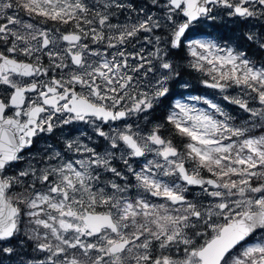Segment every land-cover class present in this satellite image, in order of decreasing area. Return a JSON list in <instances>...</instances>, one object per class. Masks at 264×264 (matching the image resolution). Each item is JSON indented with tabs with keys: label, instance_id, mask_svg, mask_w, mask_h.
Wrapping results in <instances>:
<instances>
[{
	"label": "snow or ice",
	"instance_id": "obj_1",
	"mask_svg": "<svg viewBox=\"0 0 264 264\" xmlns=\"http://www.w3.org/2000/svg\"><path fill=\"white\" fill-rule=\"evenodd\" d=\"M253 47L264 0H0V264H264Z\"/></svg>",
	"mask_w": 264,
	"mask_h": 264
},
{
	"label": "rangeland",
	"instance_id": "obj_2",
	"mask_svg": "<svg viewBox=\"0 0 264 264\" xmlns=\"http://www.w3.org/2000/svg\"><path fill=\"white\" fill-rule=\"evenodd\" d=\"M231 27H232V26H231ZM224 34H225V33H224ZM235 34H236V35H239V33H238V32H236ZM231 35H233V33H232V32H231ZM231 35H230V36H231ZM194 75H195V74H194ZM188 78H189V77H188ZM208 91H211V90H208ZM233 109H234V106H228L226 110H228V111L232 112V111H233ZM236 114H237V115H242L241 113H239V111H238V110H236ZM43 145H44V143H41V144L39 145V147L37 148V150H38V149H40V150H41V149H42V147H43ZM33 152H35V151H33Z\"/></svg>",
	"mask_w": 264,
	"mask_h": 264
},
{
	"label": "bare ground",
	"instance_id": "obj_3",
	"mask_svg": "<svg viewBox=\"0 0 264 264\" xmlns=\"http://www.w3.org/2000/svg\"><path fill=\"white\" fill-rule=\"evenodd\" d=\"M254 49H257V48H255V47H253Z\"/></svg>",
	"mask_w": 264,
	"mask_h": 264
}]
</instances>
